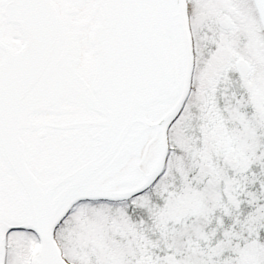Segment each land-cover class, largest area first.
<instances>
[{
    "label": "snow or ice",
    "instance_id": "6c2138e0",
    "mask_svg": "<svg viewBox=\"0 0 264 264\" xmlns=\"http://www.w3.org/2000/svg\"><path fill=\"white\" fill-rule=\"evenodd\" d=\"M0 264H264V0H0Z\"/></svg>",
    "mask_w": 264,
    "mask_h": 264
}]
</instances>
